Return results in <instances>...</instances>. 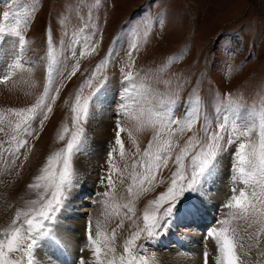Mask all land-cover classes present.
Masks as SVG:
<instances>
[{"label": "rangeland", "instance_id": "1", "mask_svg": "<svg viewBox=\"0 0 264 264\" xmlns=\"http://www.w3.org/2000/svg\"><path fill=\"white\" fill-rule=\"evenodd\" d=\"M4 59L0 262L25 263L55 225L104 120L100 202L81 208L117 261L158 264L150 245L227 155L240 212L221 222L264 264V0H0Z\"/></svg>", "mask_w": 264, "mask_h": 264}, {"label": "bare ground", "instance_id": "2", "mask_svg": "<svg viewBox=\"0 0 264 264\" xmlns=\"http://www.w3.org/2000/svg\"><path fill=\"white\" fill-rule=\"evenodd\" d=\"M7 63L6 59L0 60V80L6 76ZM118 80L114 77L101 95V100L106 106L112 103L118 93H115V90L120 88ZM96 123L97 129L86 134L80 147L76 189L71 194L68 207L57 215L55 225L52 224L53 227L46 236H41L36 241L23 264L124 263L122 259L116 260V255L99 229L98 217L90 213V210L81 208L85 205L97 207L100 202L98 200L93 203L94 198L90 195L99 197L96 183L101 176L95 170V163L102 161L105 156L104 143L109 135V122L102 120ZM228 158L226 155L217 160L195 197L188 205L180 206L181 210L172 223L163 226L162 236L150 245L158 264H260V261L257 262L259 259L255 257V243L246 237L244 232L235 229L234 231L221 222L226 219L228 224L231 223L229 216H237L236 212H240L235 201L237 188L231 186L226 173ZM86 196L89 198L84 200ZM2 199L0 195V202ZM216 209L219 216L214 219L212 212ZM190 221L196 225L200 223L198 226H192L197 229H188L187 225V229L176 231L175 226L188 224ZM213 221L219 223L214 230H203L204 227L211 226ZM176 232H180V236L176 235Z\"/></svg>", "mask_w": 264, "mask_h": 264}]
</instances>
